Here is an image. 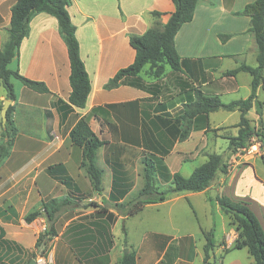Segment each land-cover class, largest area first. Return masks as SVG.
I'll list each match as a JSON object with an SVG mask.
<instances>
[{
	"label": "crops",
	"instance_id": "obj_1",
	"mask_svg": "<svg viewBox=\"0 0 264 264\" xmlns=\"http://www.w3.org/2000/svg\"><path fill=\"white\" fill-rule=\"evenodd\" d=\"M252 1L199 0L192 19L182 24L174 37L175 48L182 60L180 71L165 66L162 76L153 77L147 74L149 65H145L138 76H124L117 86L106 88L107 81L119 69L133 62L135 51L129 45V36L144 33L155 21L165 23L174 4L172 0H70L67 11L75 26L79 54L91 83L83 108L66 106L71 90L70 67L55 17L42 12L31 17L28 34L11 62L20 74L43 81L49 92L33 91L20 81L13 84L17 99L12 118L17 132L9 155L0 163V227L4 232L0 245L5 248L0 252V259L6 263L4 254L10 239L20 242L31 236L34 245L45 225L43 203L67 199L53 222L57 235L46 245L43 255L47 262L119 264L125 248L115 238L116 230L121 218L126 217L127 222L133 215L124 216V211L114 208V204L123 199L111 200L109 195L113 183L129 184L133 177H138L137 168L143 167L138 159L145 143L167 150L163 161L171 174L179 172L188 176L196 166L187 167L186 172L180 167L187 161L196 160L206 145L202 138L207 122L214 124L215 128L227 126L222 130H230L231 136L237 134L235 125L239 111L225 110L227 113L222 117L212 116L218 109L207 115L204 126L202 120L197 126L194 124L200 118L196 115L188 137L177 139L181 125L179 117L186 108L185 104L194 100L195 89L205 95H217L225 103L250 94L249 73H223L241 63L257 65V46L249 31L250 18L236 13ZM14 2L0 0V15L6 5L9 13L7 24L0 25V47L8 38L6 28ZM152 11L161 14L153 17ZM48 27H52V31H48ZM220 35L227 37L221 39ZM259 89L264 90L257 88L258 100ZM4 99L5 90L0 84V102ZM108 104L113 106L107 107ZM251 112L254 115L249 118ZM262 113L264 115L263 108ZM83 116L87 117L97 137L106 142L97 149L95 156L96 165L102 170L100 192L91 187L83 165L82 149L70 139L72 127ZM245 116L257 126L254 105ZM173 125H176L174 129ZM2 128L0 117V133ZM124 135L138 137L140 146L130 143ZM237 162L238 166L234 168L237 173L233 177L230 173L219 172L202 191H182L169 195L162 202L145 204L139 212L150 207L157 209L180 199L193 208L191 197L201 195L210 220L207 227L198 225L197 229L191 230L172 226L168 230L171 233L154 225L153 229L144 231L136 244L127 229V238L129 242L133 241L135 264H193L195 256H200L202 264L205 238L203 235L201 238L198 232L202 230L203 234L213 227V223L215 228L214 214L221 212L217 204H210L208 198L222 194L233 200H243L250 207L245 200L248 194L241 190V176L255 163L240 159ZM250 178L259 183V178ZM33 208L40 209V212L26 228L22 223L12 224L11 220L17 215L22 216L24 211ZM108 213L117 218L109 222L105 218ZM224 232L225 223L221 225L220 236ZM215 247L222 264L232 249L222 251L218 239ZM36 254L42 255L37 251ZM214 256L211 251L210 264H214Z\"/></svg>",
	"mask_w": 264,
	"mask_h": 264
},
{
	"label": "trees",
	"instance_id": "obj_2",
	"mask_svg": "<svg viewBox=\"0 0 264 264\" xmlns=\"http://www.w3.org/2000/svg\"><path fill=\"white\" fill-rule=\"evenodd\" d=\"M199 0H172L174 10L167 21L161 24L155 21L153 25L140 35H130L129 45L134 49L133 62L126 67L119 69L105 84L106 88L118 85L119 80L124 76H138L145 65H149L147 74L153 77H160L164 74L165 66L173 71H180L182 60L175 48L174 37L182 24L189 22ZM70 0H15L10 8L9 25L7 28L8 38L0 47V84L5 90V98L10 101L6 111L5 126L0 133V163L9 155L16 135V126L12 118L17 95L11 81L15 78L25 87L39 92H49L46 84L41 80L28 78L19 73L18 69L9 68V63L18 55L19 45L29 31V22L36 13H45L55 17L58 31L66 45L69 60V84L70 93L66 106L68 108L85 106L87 97L91 90L89 76L84 63L79 54V44L75 35V26L71 22L67 6ZM237 14L250 18L249 31L252 32L256 46V66H249L241 63L233 69L225 71L224 75H234L239 71H245L251 76L250 94L243 99L222 102L217 95H205L199 89L194 90V100L185 104V110L180 115L181 122L178 129V140L188 137L192 126L193 118L199 115L207 121V115L218 109L227 111L238 110L239 120L236 123L238 128L235 136L228 137V148L236 152L239 148L245 147L247 141L253 136H257L264 147V121L262 119L263 102L257 99L256 90L258 87L264 89V0H253L247 3ZM161 13L152 11L153 17H159ZM221 39L227 35H220ZM2 103L0 102V107ZM255 106L258 115L257 126L252 125L245 116L247 111ZM108 104L107 107H112ZM93 111V113H95ZM124 138L132 144L140 146L138 137L124 135ZM72 143L82 149L83 165L86 168L91 187L96 192H100L102 170L96 165L95 156L97 149L106 144L92 131L87 117H80L70 131ZM150 144V145H149ZM151 148V149H150ZM159 150L151 143H145L142 150V187L126 202L114 204L119 212L124 211V216L134 215L142 210L145 204L157 203L165 200L169 195L182 191L199 192L209 186L217 173H227L228 167L220 153H210L205 161L197 165L188 176L179 172L170 173L163 156ZM159 181L167 182V186L161 188ZM116 183L112 184L109 199H123L127 189H117ZM211 205L217 204L220 210L229 218V223L234 225L237 231L234 248L245 247L253 259V264H264V230L257 216L250 209L247 202L243 200H233L226 195H216L208 198ZM67 199L56 201L52 199L42 204L45 217L49 222V231L38 235L34 246L37 252L44 254L48 241L54 236L52 223L56 218V213L67 203ZM38 211L30 212L25 217L26 222H30L38 214ZM109 214L111 218L112 214ZM214 221V218H213ZM122 232L125 229L122 225ZM4 232L0 227V237ZM205 243L203 245L202 264H210L209 258L215 245L214 223L208 231H203ZM228 250V249H227ZM226 252V251H225ZM135 252L130 251L123 254L119 264H135ZM0 264H6L0 259ZM27 264V263H26Z\"/></svg>",
	"mask_w": 264,
	"mask_h": 264
},
{
	"label": "rangeland",
	"instance_id": "obj_3",
	"mask_svg": "<svg viewBox=\"0 0 264 264\" xmlns=\"http://www.w3.org/2000/svg\"><path fill=\"white\" fill-rule=\"evenodd\" d=\"M11 2V0H9ZM8 9L7 5L5 7V10L0 15V25L4 26L8 22ZM58 27V26H57ZM8 28V26H7ZM6 28V30H7ZM4 32L5 30H3ZM58 29V28H57ZM52 31V27H48V31ZM57 31V30H56ZM9 68L14 69L15 65L13 62L9 63ZM147 67V66H146ZM145 67V68H146ZM169 67V65H168ZM13 84H18L19 80L12 78L11 79ZM259 100L263 101V109H264V90L259 89ZM216 114H213L214 117H222L223 115H226V111L219 109L215 112ZM254 115L253 112H251L248 116L249 118H252ZM263 115V113H262ZM264 119V115H263ZM200 120L203 121V126L205 125V119L198 118L196 119V126ZM231 120V119H230ZM252 125H256L255 123H251ZM176 125L172 126V129H174ZM227 126H219L215 128L214 124H210L207 122L203 134L202 141H206V145L201 148L199 151L198 158L194 161H187L182 164L180 167V170L182 172H186L187 167L191 168L192 166L199 165L203 160L207 158V155L210 153H220L223 157L224 162L226 163L228 167V174L233 177L236 175V171L234 172V168L238 166L237 160L240 159L243 162H254L255 166L253 168H247L243 175L241 176V185H242V193L246 192L248 194L247 200L250 203V209L254 212V214L257 216V218L260 221V224L264 230V147L261 146V142L258 139L257 136L253 135L248 141L245 147L239 148L236 152H232L231 149L228 148V137L231 136L229 134L230 130H224ZM231 127V126H230ZM222 128H224L222 130ZM204 149V150H202ZM163 157L167 155V152H160ZM142 156V155H141ZM141 162V157L138 159V163ZM164 162V161H163ZM143 165V164H142ZM226 173V174H227ZM251 173V174H250ZM137 174L138 177H133V182L129 184H117V189H127V193H125V196L123 197L122 202H126L132 195L136 194L142 187L143 181H142V169L137 168ZM250 175V176H249ZM255 176L257 179L259 178L258 182H253L250 177ZM161 188L166 187L168 184L167 182L159 181L158 183ZM103 187V186H102ZM102 190V188H101ZM240 190V185H239ZM194 207H190L185 200L180 199L174 202H170L169 204H166L164 206H159L156 208H146L142 212L137 213L136 215L131 216L128 221L126 222V217L121 218V222H119L118 229L116 230L117 234H115V238L117 237L119 240V244L127 249V252L134 251L133 249V241L128 240L127 238V229L129 232V236L132 240L135 241V244L138 243V240L140 239V236L144 234L145 230L153 229L154 225H160L162 226L163 230H167V233H171V231H168L170 227L172 226H179L182 228H185L186 230H191L200 226H208L210 215L207 213L205 202L202 199L201 195H198L197 197H191ZM38 211L40 212V209L33 208L29 211H24L22 216H16V219L11 220L13 225H20V223L23 224V226L26 228V226L29 224L25 221L26 215H28L30 212ZM112 214V213H111ZM113 216V217H112ZM111 218H109V214L105 215V218L111 222L117 218V216H114L112 214ZM23 220V221H22ZM55 221V220H54ZM214 222H215V228H214V240L216 241L218 239L219 244H222V251H227V249H232L235 245V239L237 237V231L234 228V225L229 223V218L221 211L219 213L214 214ZM44 223V222H43ZM42 223V224H43ZM225 223V232L220 236L221 231V225ZM45 225L41 228L38 235L42 234L45 231H49V222L47 221L45 217ZM122 225L125 229V233L122 232ZM52 230L54 231V238L57 235V229L52 223ZM202 230L199 231V235L202 238L201 234ZM174 234V233H173ZM180 234V233H176ZM233 234V241L229 244V248H226L225 245H228L227 243V237L228 235ZM37 235V236H38ZM220 236V237H219ZM110 237V236H109ZM204 237V236H203ZM37 238V237H36ZM8 250L4 254L6 255V263L7 264H26L29 259H34L36 261L37 257L40 256L36 254L35 246H32V237H26L23 241H15L13 239H10L8 242ZM5 248H1L0 245V252L4 251ZM217 248H213L214 252V264H221L219 256V253H217ZM46 264H50L47 262L44 255ZM200 256L194 258L193 264H200ZM250 262L253 263V259L250 256V254L247 252V249L245 247L241 248H234L232 249L225 257L222 264H249Z\"/></svg>",
	"mask_w": 264,
	"mask_h": 264
},
{
	"label": "water",
	"instance_id": "obj_4",
	"mask_svg": "<svg viewBox=\"0 0 264 264\" xmlns=\"http://www.w3.org/2000/svg\"><path fill=\"white\" fill-rule=\"evenodd\" d=\"M9 104H10V101L8 99H4L2 101V105L0 107V117H1V125H2V127L5 126L6 111H7V108L9 106ZM123 253L124 254L127 253V249L126 248L123 250ZM27 264H36V262H35L34 259H30Z\"/></svg>",
	"mask_w": 264,
	"mask_h": 264
},
{
	"label": "built area",
	"instance_id": "obj_5",
	"mask_svg": "<svg viewBox=\"0 0 264 264\" xmlns=\"http://www.w3.org/2000/svg\"><path fill=\"white\" fill-rule=\"evenodd\" d=\"M226 240L229 245L233 241V234L228 235ZM35 262L36 264H46L45 259L44 257H42V255L38 256Z\"/></svg>",
	"mask_w": 264,
	"mask_h": 264
}]
</instances>
